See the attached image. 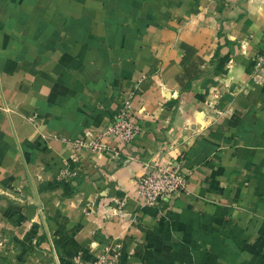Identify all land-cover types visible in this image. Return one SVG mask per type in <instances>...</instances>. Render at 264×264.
Here are the masks:
<instances>
[{"label": "crops", "instance_id": "obj_1", "mask_svg": "<svg viewBox=\"0 0 264 264\" xmlns=\"http://www.w3.org/2000/svg\"><path fill=\"white\" fill-rule=\"evenodd\" d=\"M127 96L141 134L120 161L75 151ZM159 156L186 190L146 207L134 179ZM105 247L264 264V0H0V264Z\"/></svg>", "mask_w": 264, "mask_h": 264}, {"label": "built area", "instance_id": "obj_2", "mask_svg": "<svg viewBox=\"0 0 264 264\" xmlns=\"http://www.w3.org/2000/svg\"><path fill=\"white\" fill-rule=\"evenodd\" d=\"M130 98L127 96L118 99L116 112L97 139L88 142L74 141V150H88L108 160L119 162L122 147L141 134V126L131 114ZM134 185L136 194L144 205L156 207L170 196L186 190L187 175L182 171V161L159 156L144 164L142 173L134 179ZM121 206H124V202ZM92 264H118V253L114 248L105 247Z\"/></svg>", "mask_w": 264, "mask_h": 264}]
</instances>
